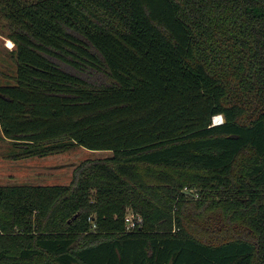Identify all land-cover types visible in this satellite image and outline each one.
Instances as JSON below:
<instances>
[{"label": "trees", "instance_id": "1", "mask_svg": "<svg viewBox=\"0 0 264 264\" xmlns=\"http://www.w3.org/2000/svg\"><path fill=\"white\" fill-rule=\"evenodd\" d=\"M0 20L9 157L112 154L0 186V264H264V0H0Z\"/></svg>", "mask_w": 264, "mask_h": 264}, {"label": "rangeland", "instance_id": "2", "mask_svg": "<svg viewBox=\"0 0 264 264\" xmlns=\"http://www.w3.org/2000/svg\"><path fill=\"white\" fill-rule=\"evenodd\" d=\"M28 1V0H24ZM4 34L0 20V81H9L16 69L12 59L13 46ZM11 143L3 138L0 129V186L13 185H69L76 168L87 160H101L112 156L110 152L90 151L78 148L63 154L14 160L9 157Z\"/></svg>", "mask_w": 264, "mask_h": 264}, {"label": "built area", "instance_id": "3", "mask_svg": "<svg viewBox=\"0 0 264 264\" xmlns=\"http://www.w3.org/2000/svg\"><path fill=\"white\" fill-rule=\"evenodd\" d=\"M141 223L142 219L140 218V216L136 217V215H134L133 213H129L126 217V224L128 229H134L136 225Z\"/></svg>", "mask_w": 264, "mask_h": 264}, {"label": "water", "instance_id": "4", "mask_svg": "<svg viewBox=\"0 0 264 264\" xmlns=\"http://www.w3.org/2000/svg\"><path fill=\"white\" fill-rule=\"evenodd\" d=\"M217 118V117H216ZM214 119V125H219V124H222L224 122V117L223 116H218L219 118V121H217V119Z\"/></svg>", "mask_w": 264, "mask_h": 264}, {"label": "bare ground", "instance_id": "5", "mask_svg": "<svg viewBox=\"0 0 264 264\" xmlns=\"http://www.w3.org/2000/svg\"><path fill=\"white\" fill-rule=\"evenodd\" d=\"M8 42H9V45H11V46L14 45V43H13L12 41L8 40ZM11 46H10V47H11ZM217 121H219V118L217 119Z\"/></svg>", "mask_w": 264, "mask_h": 264}, {"label": "snow or ice", "instance_id": "6", "mask_svg": "<svg viewBox=\"0 0 264 264\" xmlns=\"http://www.w3.org/2000/svg\"><path fill=\"white\" fill-rule=\"evenodd\" d=\"M9 46H11V45H9Z\"/></svg>", "mask_w": 264, "mask_h": 264}]
</instances>
